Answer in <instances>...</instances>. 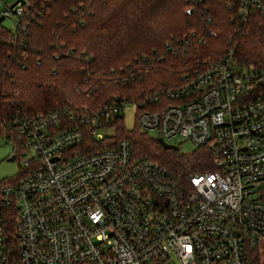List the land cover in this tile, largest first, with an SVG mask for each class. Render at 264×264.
I'll list each match as a JSON object with an SVG mask.
<instances>
[{
  "label": "built area",
  "instance_id": "built-area-1",
  "mask_svg": "<svg viewBox=\"0 0 264 264\" xmlns=\"http://www.w3.org/2000/svg\"><path fill=\"white\" fill-rule=\"evenodd\" d=\"M236 3L264 15V0ZM12 13L22 18L20 1ZM129 104L142 130L207 148L212 168L183 179L127 140L77 149L87 132L114 136L108 122ZM0 138L23 164L0 184V264H252L264 240V66L241 64L233 48L142 102L18 117Z\"/></svg>",
  "mask_w": 264,
  "mask_h": 264
},
{
  "label": "trees",
  "instance_id": "trees-1",
  "mask_svg": "<svg viewBox=\"0 0 264 264\" xmlns=\"http://www.w3.org/2000/svg\"><path fill=\"white\" fill-rule=\"evenodd\" d=\"M19 1L24 15L16 30L0 24V136L18 117L66 106L98 109L117 97L142 102L230 48L241 64L264 66V15L243 16L236 0ZM108 125L114 136L96 141L87 132L77 149L127 140L134 156L183 179L212 168L205 147L165 148L137 124L128 129L124 115ZM15 217L14 210L6 215L14 247ZM255 249H249L251 263L260 264Z\"/></svg>",
  "mask_w": 264,
  "mask_h": 264
},
{
  "label": "rangeland",
  "instance_id": "rangeland-1",
  "mask_svg": "<svg viewBox=\"0 0 264 264\" xmlns=\"http://www.w3.org/2000/svg\"><path fill=\"white\" fill-rule=\"evenodd\" d=\"M17 0H0V24L5 28L15 31L18 23V16L16 14L6 15L5 11ZM125 125L128 129H133L136 126V105L129 104L125 108L124 112ZM107 132V131H106ZM110 133V132H109ZM148 134L157 137L156 131H148ZM173 144L179 146V149L183 152H191L196 147L190 141H182L179 139L172 140ZM13 144L6 138H0V181L17 176L23 168V164L19 159L10 160L13 155ZM258 254L260 264H264V240L259 242V246L254 250ZM163 264H179L175 255L172 256V260L164 262Z\"/></svg>",
  "mask_w": 264,
  "mask_h": 264
},
{
  "label": "water",
  "instance_id": "water-1",
  "mask_svg": "<svg viewBox=\"0 0 264 264\" xmlns=\"http://www.w3.org/2000/svg\"><path fill=\"white\" fill-rule=\"evenodd\" d=\"M157 140L165 147V148H169V149H179L178 145L169 143L167 141H165L162 137H158ZM10 160H15V156L11 155V157L9 158Z\"/></svg>",
  "mask_w": 264,
  "mask_h": 264
}]
</instances>
